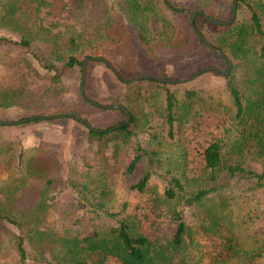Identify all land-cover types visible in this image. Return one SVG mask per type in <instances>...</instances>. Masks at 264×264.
I'll return each mask as SVG.
<instances>
[{
    "label": "trees",
    "instance_id": "trees-1",
    "mask_svg": "<svg viewBox=\"0 0 264 264\" xmlns=\"http://www.w3.org/2000/svg\"><path fill=\"white\" fill-rule=\"evenodd\" d=\"M193 1L194 5L175 3L172 0H0V50L6 51L3 45L9 42L26 48L35 57L33 44L35 41H42L50 46V57L43 63L46 70L54 69L53 63H49L52 60L62 62L63 67L69 69L78 66L81 72L84 59L97 62L99 58H104L120 73L118 65L123 60L120 54L129 52L130 47L127 26L138 32L144 49L150 53L157 45L163 48V52H184L198 45L206 46L192 31L191 16L196 10H201L204 14L217 18L213 9L216 2ZM242 6L248 13V19L244 16L241 19L237 17ZM228 10L231 14V5ZM235 13V19L226 25L210 23L199 13L195 14L192 21L228 60L243 58L248 43L254 40L257 44L254 48L256 57L262 61L260 65L249 68L245 92L228 79L226 90L231 107L220 116L218 135H211L202 155L208 179L216 181L224 175V179L234 181L235 184L243 182V185L250 184L255 188L262 187L264 183V0L258 3L237 0ZM46 14L57 21L45 22ZM200 24H210L222 29L208 35ZM13 55L16 56L19 67L28 70L30 77L23 83L10 87L3 86L0 82L1 121L11 119L13 110L22 112L20 118L32 116V120L28 119L30 122L51 119L53 114L60 112L66 117L77 114L82 118L75 104H72L76 102L70 101L68 95L60 89L63 85L55 73L49 78L51 84H42L40 81L44 76L35 71L30 59L21 54ZM10 58L5 55L0 57V66H12ZM36 58L44 60V57ZM206 71L220 73L216 70ZM33 73L36 79L32 77ZM230 74L229 69L223 75L228 78ZM38 80L39 83L35 84ZM143 80L156 83L158 87L166 86L161 94L162 110L158 113L157 124L152 125V128H159L160 137L175 144L181 139V130L194 118L192 107L198 99L197 94L194 90H185L183 98H179L176 91L167 87V82ZM81 84H84V78L81 79L80 75V86ZM79 92V105L96 106L89 102L84 89V95L80 89ZM129 112L131 117L127 123L112 129L107 126L104 131L94 130L97 128L92 130L81 121L70 118L87 129L89 136L97 142V150L101 151L108 142L114 143L119 138L136 135L133 126L149 121L150 114L146 113L142 118L137 111L129 109ZM249 120L254 124L255 130H239L240 125ZM31 149L24 171L31 178H46L45 186L37 191L28 212L21 215L20 219H14L16 215L12 214L11 206L0 212V218L14 224L19 231L16 248L21 264H26L25 261L29 258L45 262L46 254L51 258L47 261L48 264H204L205 254L198 244L199 238L207 231L206 225H188L186 218L190 209L200 208L205 204V199L216 192L215 184L207 185L203 182L204 171L202 183H195L194 187L181 174L166 172L162 190L155 191L151 179L161 163L158 153L135 141L134 155L124 171L127 178H131L128 187L137 192L150 191L153 194V209L162 211L174 221L170 237L148 235L134 218L122 214L124 204L117 211L111 209L108 203L111 191L105 181L99 183L95 175L90 173L91 169L79 180L70 174L66 188L73 191L81 207L91 209L98 216L105 215L111 219L115 217V222L94 224L86 233L69 226L56 231L38 225L51 206L47 199L52 198L49 194L53 180L48 177L55 169L57 171L58 163L43 147ZM18 156L20 159L22 154L19 153ZM248 160L253 161L256 166L250 165ZM85 165L91 167L88 163ZM10 198L7 201L9 205ZM227 207L226 200L212 202V208L208 212L211 226L228 216L231 218V210ZM262 223L264 229V217ZM25 242L32 250L30 256ZM227 250L234 252L237 257L240 253L242 256L238 258H241L243 264H254L263 256L264 237L259 245L245 250L235 246L231 237L226 236L221 241L220 249L210 256L211 263L208 264H220Z\"/></svg>",
    "mask_w": 264,
    "mask_h": 264
},
{
    "label": "rangeland",
    "instance_id": "rangeland-1",
    "mask_svg": "<svg viewBox=\"0 0 264 264\" xmlns=\"http://www.w3.org/2000/svg\"><path fill=\"white\" fill-rule=\"evenodd\" d=\"M172 1L194 5L193 0ZM214 1L216 7L213 9L217 19L228 20L231 16L228 9L232 0ZM250 1L251 3H258L260 0ZM243 16L248 19V13L244 6L237 12L238 19L243 18ZM44 21L57 20L46 14ZM200 27L208 35L222 29L210 24H200ZM127 31H129V52L120 54L123 60L118 65L120 75L124 78L154 74L179 80L190 76L204 66L210 65L227 70L226 62L221 57L214 56L210 49L204 45L189 48L184 52H163V48L157 45L154 51L150 53L149 50L144 49L145 47L135 29L127 26ZM3 46L6 51L0 50V57L3 55L11 57L12 65L9 67L0 66V82L3 86L18 85L30 77L28 70L25 67L20 68L19 64L16 63V56L13 55V53L21 54L28 57L35 71L44 76L40 83L51 84L50 76L54 73L58 76L63 85L60 89L68 95L70 101L76 102L72 104H75L81 117L87 120L93 128L112 127L126 118V114L120 112L118 108L92 107L88 104L79 105L77 103L80 101L79 89L81 90L79 67L75 66L69 69L63 67L62 62L50 60L49 63H53L54 69L46 70L43 63L47 62L46 59L50 57V46L44 42H34L35 57L22 46L9 42H5ZM256 46V42L251 40L247 45L244 57H240L242 60L240 58L228 60L231 65V74L228 78L222 73L203 71L188 81L167 82V87L176 91L179 98H183L182 94L185 90H194L198 97L192 107L193 112H195L192 115L194 118L181 130V139H178L175 144L160 137L159 128H152V125H156L158 122L157 116L162 110L163 95L161 94L166 86L158 87L156 83L143 79L128 83L123 82L99 59L97 62H90L89 59L85 66L83 84L86 97L102 105H122L128 112L129 109L137 111L142 118L145 117L146 113L150 114L149 121L147 123L140 122L137 127L133 126L136 135L131 134L126 138H119L114 143L108 142V145L103 147L101 151L97 150L96 140L89 136L83 125L70 117L55 116L64 115L62 112L53 114L51 119L35 122L26 120L15 124L5 123V126H0V212L5 211L6 207L9 209L11 206L12 214L16 215L14 219H20L21 215L28 212L37 196V191L45 186L46 178H31L24 171L26 161L31 155V148L41 146L46 149L52 159L57 161L58 167L57 171L55 169L48 177L53 180L49 194L52 195V198L48 197L47 199L51 206L38 225L39 227L53 228L58 231L69 226L86 233L94 224L115 222V217L111 219L105 215L98 216L93 214L91 209L81 207L73 191L66 188L69 176L72 175L79 180L82 179L84 173L91 169L90 173L95 175L99 183L105 181L110 189L111 196L108 203L111 205V209L117 211L124 204L125 209L121 211L122 214L134 218L140 228L148 235L170 237L175 226L174 221L162 211L153 209V194L150 191L137 192L128 187L131 178H127L124 171L126 164L134 155V143L139 141L143 146L157 151L161 161L151 179L155 191L160 192L162 190L163 177L166 176V172L181 174L191 187H194L195 183L200 184L205 172L203 182L207 185L215 184L216 192L207 197L205 204L200 208L193 207L190 209L186 217L188 225L196 223L206 225L207 231L199 238L198 244L205 254V257L203 256L204 264L211 263L210 256L220 249L221 241L226 236L231 237L232 243L241 249L248 250L259 245L261 238L264 237L262 226L264 183L262 187L254 188L250 184L243 185V182L235 184L234 181L224 179V175L218 177L216 181H212L207 178L208 170L204 169L202 155L203 148L211 135L214 133L218 135L220 116L231 107L226 90L228 79L245 92V79L249 68L262 63L256 57V50L254 51ZM36 57H40V59L44 57V60H39ZM114 60L118 63L117 59ZM32 77L36 79L34 73ZM38 83L39 80L35 82V84ZM21 113V111L13 110L10 115L12 118L2 121H19L23 119L19 116ZM239 130L253 132L255 127L249 120L243 122ZM19 153L22 154L20 159ZM247 162L253 167L256 166L253 161L248 160ZM85 163L90 164L91 167ZM9 197H11V205L7 202ZM220 199L227 201V208L231 210V218L228 216L220 220L215 226H211L208 212L212 208V202ZM42 216L40 215V217ZM18 235L19 231L14 224L0 218V264H21L16 248ZM25 248L29 256L32 255V250L26 242ZM233 253L227 250V253L223 254L224 259L220 264H243L241 258H238L242 255L238 253L237 257ZM45 257V262L30 258L26 259L25 262L26 264H48L47 261L51 258L47 254ZM254 264H264V253Z\"/></svg>",
    "mask_w": 264,
    "mask_h": 264
},
{
    "label": "water",
    "instance_id": "water-1",
    "mask_svg": "<svg viewBox=\"0 0 264 264\" xmlns=\"http://www.w3.org/2000/svg\"><path fill=\"white\" fill-rule=\"evenodd\" d=\"M236 1L237 0H232V4H231V16L228 20H221V19H217V18H214L212 16H209V15H206L204 14L201 10H196L192 16H191V29L192 31L195 33V35L200 39L202 40L205 45L210 49V51L213 53L214 56L216 57H221L227 64V70H223L221 69L220 67H217V66H204L200 69H198L197 71H195L193 74H191L190 76L188 77H185V78H182V79H179V80H176V79H170V78H167V77H164V76H160V75H154V74H142V75H136V76H133L132 78H124L120 75V73L110 64V62L107 60V59H104V58H99V60L101 62H103L105 65H107V67H109L113 72L114 74L120 79L122 80L123 82H131L133 80H141V79H155V80H158V81H162V82H177V81H180V82H183V81H188L190 79H193L195 78L199 73L203 72V71H206V70H216L222 74H226L228 73L231 65H230V62L228 61L227 57L223 54V52L215 47L214 45H212V43L205 37L202 35V33L195 27V25L193 24V19L195 17V14L196 13H199V14H202L204 18L207 19V21H209L210 23H213V24H218V25H226V24H230L234 19H235V12H236ZM89 60V58H86L83 60L82 64H81V79L84 78L85 76V66H86V63L87 61ZM81 88V93L82 95H84V92H83V84H81L80 86ZM85 97V96H84ZM90 103L98 106V107H105V108H118L120 110H122L125 114H126V118L124 119V121H122L121 123H118L112 127H109V129H112V128H115V127H120L122 126L123 124L127 123L130 119V113L127 111V109L122 106V105H102V104H99V103H96L92 100H89ZM55 116H64V115H55ZM74 119H77L79 121H81L82 123H84L85 125H87L90 129H94L93 126L88 122L86 121L85 119H82L80 117H78L77 115H68ZM30 119H32V117H30ZM28 120V118H23L19 121H0V124H4V123H7V124H15L17 122H24ZM94 130H97V131H104V130H107V129H94Z\"/></svg>",
    "mask_w": 264,
    "mask_h": 264
}]
</instances>
